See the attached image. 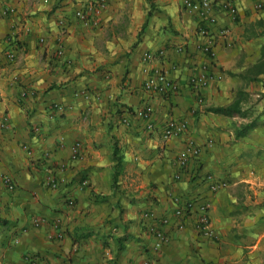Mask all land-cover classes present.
Returning <instances> with one entry per match:
<instances>
[{
	"label": "crops",
	"instance_id": "0c3cea01",
	"mask_svg": "<svg viewBox=\"0 0 264 264\" xmlns=\"http://www.w3.org/2000/svg\"><path fill=\"white\" fill-rule=\"evenodd\" d=\"M257 1L264 0H234L233 17L219 13L209 58L181 0H107L97 27L75 19L81 0H0V121H9L0 126V264H31L27 254L34 264H143L146 257L159 264H264V70L248 79L264 44ZM159 49L163 55L149 65L179 83L166 95L143 89L142 53ZM202 70L209 81L196 91L189 76ZM235 100L234 115L207 110ZM54 103L67 108L54 111ZM145 103L153 108L152 129L135 115ZM168 117L187 118V134L201 146L178 180L174 159L184 141L161 137ZM75 140L82 156L68 162L65 185L49 188L44 151L67 161ZM203 173L228 184L209 194ZM173 193L210 196L217 240L194 230V214L175 226ZM149 209L170 218L169 240L156 254L141 216ZM35 216L60 218L64 236L48 238L50 227L34 226Z\"/></svg>",
	"mask_w": 264,
	"mask_h": 264
},
{
	"label": "built area",
	"instance_id": "2783aa9c",
	"mask_svg": "<svg viewBox=\"0 0 264 264\" xmlns=\"http://www.w3.org/2000/svg\"><path fill=\"white\" fill-rule=\"evenodd\" d=\"M107 0H81V3L74 9L73 15L77 21L82 25L97 27L101 21V14L105 10ZM181 6L183 10L192 15L196 22V32L201 36L202 41L199 43V49L205 53L209 58L214 55V43L215 34L212 31L211 26L218 21L219 13H226L232 17L236 13V7L234 0H181ZM254 8L258 10H264V1H257L254 3ZM13 8H8V11L13 12ZM198 21V26H197ZM61 26L65 24L62 17L57 20ZM227 28H221L220 34L227 33ZM44 40L43 37L38 39L39 42ZM182 46L176 48L177 51L182 50ZM58 53L62 52L61 47L57 50ZM163 55V49H159L157 53L153 54L151 51H144L141 59L145 63L143 72L145 77L143 80V89L148 92L158 93L166 95L170 92L177 91L179 83L172 78L166 69L152 68L149 63L154 56ZM7 56L9 59H13L14 50L8 51ZM209 81V76L206 72L198 71L192 73L189 76V84L194 90H199L205 86ZM27 91H23L22 95ZM79 94L83 97H89V92L85 89L79 90ZM95 97H99L96 93ZM54 111L63 112L67 105L63 103H54ZM54 111L50 113V116L54 114ZM135 115L146 123V128L152 129V115L153 108L150 104L145 103L136 109ZM127 122V119L124 120ZM8 116L4 115L0 121L1 127L8 125ZM189 122L187 118H173L168 117L165 119L161 128V137L164 140L172 137H183L184 149L182 152L177 153L175 156V164L178 167L173 174L175 179H181L183 175V168L187 167L190 162H194L200 154L201 146L195 141V139L188 135ZM27 153L31 152V149L27 145H23ZM83 154V145L80 140H75L69 147V160H54L52 152L49 150L44 151L43 159L46 167V174L44 176V184L51 189H56L60 185H65L67 182V176L65 170L69 167V161L79 159ZM200 181L205 182L207 191L209 194L218 191L219 189L227 186V180L215 177L211 173H203L200 175ZM2 179L8 188H13L14 183L10 176L3 175ZM87 184L86 179H80L79 187ZM173 201L172 217L176 227H182L183 221L191 214H194V220L192 227L194 230L210 240H217L219 238L218 233L213 229L210 222L209 208H210V196L198 195L196 197L183 198L180 194H171ZM68 205L74 204L72 196H67L64 200ZM142 219L144 220L145 232L153 236V242L151 245L154 254L159 252L162 246L169 240V236L165 233L164 226L170 223L168 216H159L155 211L149 209L142 211ZM34 226L48 225L50 230L48 231V238L61 239L64 236V230L61 226V220L58 217L48 219L43 216H35L32 219ZM26 259L31 263H35V258L31 254H27ZM143 264H159L158 260L153 257H146L143 260Z\"/></svg>",
	"mask_w": 264,
	"mask_h": 264
},
{
	"label": "trees",
	"instance_id": "16d2710c",
	"mask_svg": "<svg viewBox=\"0 0 264 264\" xmlns=\"http://www.w3.org/2000/svg\"><path fill=\"white\" fill-rule=\"evenodd\" d=\"M146 23L142 25L141 30L144 28ZM264 70V44L262 47V56L261 59L254 65V71L250 70L248 73L249 80L257 79V75ZM208 111H212L214 113L223 114V115H234L239 112V102L238 100L233 101L231 104L226 106H209L207 108ZM250 125H244L242 128L246 130ZM243 132V131H242Z\"/></svg>",
	"mask_w": 264,
	"mask_h": 264
}]
</instances>
